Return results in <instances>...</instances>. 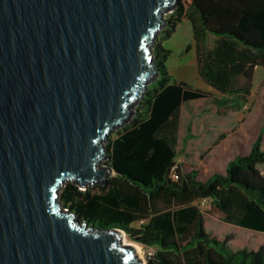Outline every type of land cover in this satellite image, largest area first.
I'll list each match as a JSON object with an SVG mask.
<instances>
[{
  "label": "water",
  "instance_id": "water-1",
  "mask_svg": "<svg viewBox=\"0 0 264 264\" xmlns=\"http://www.w3.org/2000/svg\"><path fill=\"white\" fill-rule=\"evenodd\" d=\"M177 0H0V264H142L59 198L116 175L104 144L157 69Z\"/></svg>",
  "mask_w": 264,
  "mask_h": 264
},
{
  "label": "trees",
  "instance_id": "trees-1",
  "mask_svg": "<svg viewBox=\"0 0 264 264\" xmlns=\"http://www.w3.org/2000/svg\"><path fill=\"white\" fill-rule=\"evenodd\" d=\"M183 21L191 23L197 72L212 92L172 78L166 67L170 50L163 42ZM165 22L152 48L158 76L106 144L104 164L116 175L85 190L68 181L59 198L80 221L121 229L153 249L147 264H264V240L257 234L247 236L260 240L256 244L239 242L233 249L235 230L217 236L205 226L211 216L264 236V118L246 153L230 157L221 173L203 179L185 153L196 137V118L211 111L220 119L229 110L253 106L254 68L264 69V0H177ZM209 35L218 38L212 50L206 47ZM185 112L196 118L190 117L181 136ZM225 137L219 135L212 146Z\"/></svg>",
  "mask_w": 264,
  "mask_h": 264
},
{
  "label": "rangeland",
  "instance_id": "rangeland-1",
  "mask_svg": "<svg viewBox=\"0 0 264 264\" xmlns=\"http://www.w3.org/2000/svg\"><path fill=\"white\" fill-rule=\"evenodd\" d=\"M170 13L171 12H167L164 14L165 21ZM157 37L155 42L158 40ZM163 46L170 50V56L166 63V67L172 78L182 80L193 88L201 90L207 88L197 72L196 48L193 39L192 26L189 21H183L180 23L171 37L163 42ZM263 82L264 69L262 67H255L252 85L253 93L258 92V94H254L253 99H250L251 103L254 102L253 106L248 105L240 110H229L220 119H216V115L211 111L198 118L192 115L189 116V112H185V122L181 136H184L186 133L185 126L190 117L196 118L194 121L196 137L190 143L188 142L189 146L185 153L186 155L188 153L190 157L187 155L186 159L191 164L201 169L200 174L203 179L210 176L213 171L219 170L218 173L223 172L220 170L225 168L230 157L236 154L244 155L246 153L245 151L249 148L250 140L255 138L257 134L256 132L259 130L264 118V87L261 88ZM197 104L198 103L193 102L190 103V106H197ZM251 108V113H249V109ZM116 130L110 134L109 138L115 136L114 132ZM221 134H226L225 139L217 146L213 147L212 145L215 140ZM108 141H105L104 144L106 145ZM242 147H245L244 151L241 150ZM208 148H211V152L204 154L205 150ZM101 164L104 165V162ZM209 209L210 206H206V211H209ZM139 225L140 222L135 223L132 226L138 227ZM205 226L208 233H213L217 236H222V234L235 230L236 241L230 243V247L233 249H238L237 244L239 242L245 241L248 242L249 245H252L260 241H256L255 239L249 241L247 238V236H249L248 233H255L258 237H261L260 239L264 240L262 233L228 225L212 218L211 216L207 217V223ZM124 236L129 243H134L139 246L140 255L138 254V258L142 264H147L148 257L154 254V250L143 247L136 241L131 240L126 232H124Z\"/></svg>",
  "mask_w": 264,
  "mask_h": 264
},
{
  "label": "crops",
  "instance_id": "crops-1",
  "mask_svg": "<svg viewBox=\"0 0 264 264\" xmlns=\"http://www.w3.org/2000/svg\"><path fill=\"white\" fill-rule=\"evenodd\" d=\"M216 40H218V38H216V37H214V36H212V35H209V36L207 37L206 47H207L208 50H212V49H213ZM256 67H260V66H256ZM254 69H255V68H254ZM253 75H254V73H253ZM203 82H204V81H203ZM252 82H253V79H252ZM204 83H205V82H204ZM205 85L207 86V88L202 89V90L212 92V89H211L206 83H205ZM253 92H254V91H253V85H252L251 98H250L251 100L253 99L254 94L257 93V92H255V93H253ZM213 93L216 94L215 92H213ZM244 108H245V107H244Z\"/></svg>",
  "mask_w": 264,
  "mask_h": 264
},
{
  "label": "bare ground",
  "instance_id": "bare-ground-1",
  "mask_svg": "<svg viewBox=\"0 0 264 264\" xmlns=\"http://www.w3.org/2000/svg\"><path fill=\"white\" fill-rule=\"evenodd\" d=\"M122 240H123V244H125V245H133V246L136 248V252H137V254L140 255V248H139L138 245H136V244H134V243H129L124 235H123Z\"/></svg>",
  "mask_w": 264,
  "mask_h": 264
},
{
  "label": "built area",
  "instance_id": "built-area-1",
  "mask_svg": "<svg viewBox=\"0 0 264 264\" xmlns=\"http://www.w3.org/2000/svg\"><path fill=\"white\" fill-rule=\"evenodd\" d=\"M207 204V201L206 200H202L201 202H200V205L201 206H205Z\"/></svg>",
  "mask_w": 264,
  "mask_h": 264
}]
</instances>
